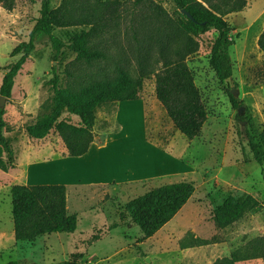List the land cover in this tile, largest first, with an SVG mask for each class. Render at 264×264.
<instances>
[{"label": "rangeland", "instance_id": "1", "mask_svg": "<svg viewBox=\"0 0 264 264\" xmlns=\"http://www.w3.org/2000/svg\"><path fill=\"white\" fill-rule=\"evenodd\" d=\"M61 1L52 0V8ZM158 1L170 13L175 11L170 0ZM248 1L244 12L227 17L234 41L230 80L221 83L209 63L218 37L214 29L199 36L200 50L187 61L208 111L201 135L190 141L175 130L156 98L154 78L145 81L137 101L102 106L97 111L95 141L103 144L108 138V151L102 157L108 170L106 178L121 183L92 185L87 181L93 179L87 175L67 190L68 212L78 219L73 234L45 235L34 243L17 244L12 235L11 188L25 176L23 170L18 171V159L37 146L58 151L63 145L55 132L43 140H33L26 129L52 112V68L57 67L60 86L65 88L64 71L76 57L64 50L54 61L49 41L37 44L4 107L6 137L16 167L8 172L0 170V264H58L67 260L77 264H214L248 241L264 236V165L253 160L249 144L257 142L264 130V54L258 45L264 29V0ZM40 8V0H15L11 12L0 5V87L9 67L20 58L12 57V51L29 40ZM82 29H57L55 35L67 42ZM61 120L79 124V119L68 113ZM140 178L150 179L137 181ZM182 181L193 182L195 194L171 222L145 238L133 224L126 204L152 189ZM230 196L239 200L254 197L260 207L232 226L219 229L213 212ZM194 238L211 244L183 248V242ZM238 264H264V259Z\"/></svg>", "mask_w": 264, "mask_h": 264}, {"label": "trees", "instance_id": "2", "mask_svg": "<svg viewBox=\"0 0 264 264\" xmlns=\"http://www.w3.org/2000/svg\"><path fill=\"white\" fill-rule=\"evenodd\" d=\"M40 1V17L29 40L12 51V57L20 58L9 67L0 97L11 99L17 76L43 40L49 41L54 61L64 50L74 52L76 57L64 71L65 88L60 86L57 67L52 68V112L27 127L31 139L43 140L55 132L64 143L67 157H82L96 140L98 109L138 100L145 81L153 78L156 98L175 130L190 141L201 135L208 111L187 61L200 50L199 36L214 29L218 37L209 63L221 83L230 80L233 76L230 48L234 41L227 17L243 12L248 0H170L175 5L173 13L158 0H62L57 8H52V0ZM14 4L15 0H0V5L9 12L14 10ZM77 27L83 29L67 42L55 35L57 29ZM258 45L264 54V29ZM231 100L237 108L232 94ZM65 113L77 117L79 124L61 120ZM5 115V108H0V170L8 172L16 163L6 137ZM249 144L253 160L264 165V130L257 142L251 140ZM67 190L64 185L12 186L17 244L34 243L45 235L73 234L77 230V216L68 212ZM195 192L194 183L189 181L163 185L128 202L126 211L143 236L151 238L176 217ZM259 207L260 202L254 197L239 200L230 196L214 210L213 222L217 228L226 229ZM209 244L210 241L194 238L182 246L186 249ZM255 259H264V236L248 241L214 264ZM58 264L77 263L67 260Z\"/></svg>", "mask_w": 264, "mask_h": 264}, {"label": "crops", "instance_id": "3", "mask_svg": "<svg viewBox=\"0 0 264 264\" xmlns=\"http://www.w3.org/2000/svg\"><path fill=\"white\" fill-rule=\"evenodd\" d=\"M141 104L144 110V105L143 103ZM106 143L98 144L95 141L84 156L76 158L65 155L67 152L64 143L58 151L45 145H42L43 147L37 146L30 153L18 159V171L21 172L23 170L25 174L24 180L19 184L28 186L64 185L69 188L76 187L83 179L86 180L87 175L92 177V181H87L92 183V185L115 183L116 180H113L115 178H106L108 175L107 165L102 160L103 155L108 151V143L107 145ZM157 176L162 175H155L153 177ZM146 179L150 178H140L137 181ZM12 235L15 237L14 230H12Z\"/></svg>", "mask_w": 264, "mask_h": 264}, {"label": "water", "instance_id": "4", "mask_svg": "<svg viewBox=\"0 0 264 264\" xmlns=\"http://www.w3.org/2000/svg\"><path fill=\"white\" fill-rule=\"evenodd\" d=\"M182 13L187 15L188 17L192 18L191 15L187 11L182 10ZM6 101H7V98H5L3 96L0 97V108H4L5 107Z\"/></svg>", "mask_w": 264, "mask_h": 264}]
</instances>
